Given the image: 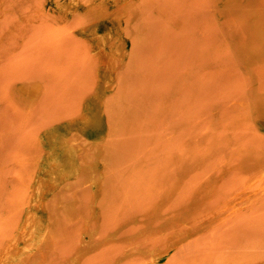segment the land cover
I'll return each mask as SVG.
<instances>
[{
	"label": "rangeland",
	"instance_id": "374dc122",
	"mask_svg": "<svg viewBox=\"0 0 264 264\" xmlns=\"http://www.w3.org/2000/svg\"><path fill=\"white\" fill-rule=\"evenodd\" d=\"M0 3V264H264V0Z\"/></svg>",
	"mask_w": 264,
	"mask_h": 264
},
{
	"label": "bare ground",
	"instance_id": "6f19581e",
	"mask_svg": "<svg viewBox=\"0 0 264 264\" xmlns=\"http://www.w3.org/2000/svg\"><path fill=\"white\" fill-rule=\"evenodd\" d=\"M0 1H4V0H0ZM3 3V2H2ZM1 4V3H0ZM1 6V5H0ZM3 8V7H2ZM3 10V9H2ZM3 13H4V11H3ZM0 15H1V13H0ZM90 17L92 16V17H94V18H96V19H99V18H105L106 16H108V12L107 11H93V12H90L89 14H88ZM2 20V19H1Z\"/></svg>",
	"mask_w": 264,
	"mask_h": 264
}]
</instances>
